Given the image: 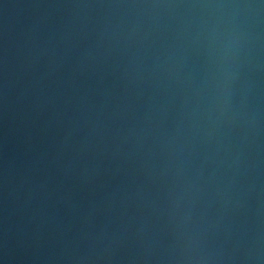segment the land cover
<instances>
[{
    "label": "water",
    "instance_id": "95a60500",
    "mask_svg": "<svg viewBox=\"0 0 264 264\" xmlns=\"http://www.w3.org/2000/svg\"><path fill=\"white\" fill-rule=\"evenodd\" d=\"M0 264H264V0H0Z\"/></svg>",
    "mask_w": 264,
    "mask_h": 264
}]
</instances>
